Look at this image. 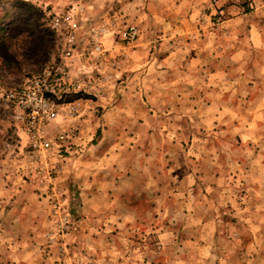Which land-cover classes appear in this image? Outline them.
I'll return each mask as SVG.
<instances>
[{
	"label": "rangeland",
	"instance_id": "rangeland-1",
	"mask_svg": "<svg viewBox=\"0 0 264 264\" xmlns=\"http://www.w3.org/2000/svg\"><path fill=\"white\" fill-rule=\"evenodd\" d=\"M56 14L79 26L73 73L102 92L67 96L82 105L51 124L71 138L45 164L7 93L58 60ZM104 24L98 64L85 44ZM128 25L134 44L117 34ZM150 100L142 137L106 140L151 149L161 179L92 199L77 159L107 112L135 129ZM0 264H264V0H0Z\"/></svg>",
	"mask_w": 264,
	"mask_h": 264
},
{
	"label": "built area",
	"instance_id": "built-area-1",
	"mask_svg": "<svg viewBox=\"0 0 264 264\" xmlns=\"http://www.w3.org/2000/svg\"><path fill=\"white\" fill-rule=\"evenodd\" d=\"M53 28L60 31V50L57 61L48 64L24 84L7 93L8 100L17 108L18 119L22 123L28 140L30 158L36 163H45L61 151L71 138L70 130H59L54 136L49 128L53 122H59L67 116L78 114L81 100L68 102L65 99L72 93L90 92L101 94L102 84L99 78L73 73V59L79 48V26L71 15L56 14L52 20ZM112 30L108 24L94 25L88 30L85 54L98 64H104L108 53L104 37ZM121 41L134 44L139 38L135 25H128L117 32Z\"/></svg>",
	"mask_w": 264,
	"mask_h": 264
},
{
	"label": "crops",
	"instance_id": "crops-1",
	"mask_svg": "<svg viewBox=\"0 0 264 264\" xmlns=\"http://www.w3.org/2000/svg\"><path fill=\"white\" fill-rule=\"evenodd\" d=\"M216 72H222V68L218 66ZM154 101H144L145 104H140L139 101L137 102V105H141L142 107L138 108L139 113L135 115V119L138 122V128L135 129L127 130L126 127L128 126L123 121L128 119L119 113L110 111L104 115L105 120L101 125V139L96 145L90 147V152H87L84 156L77 159V165L75 164L76 166L73 170L75 173L78 172L77 174L79 175H87V181L90 182L89 184L91 186L98 185L92 192V199L97 200L100 194L105 196L104 193H100L101 190H104V186L108 187L107 200L111 199V189H119L118 192L124 191L123 198H128L125 195L130 196L133 193L143 191L141 186L144 183L147 182L148 185H156L161 179V173L156 170L157 158L153 155L154 152L151 149L138 147L137 145L135 147L131 146L132 149L125 146L120 147L118 146L119 143L117 140H106L109 135L116 138L118 136L124 137L132 134H134V137H142L144 134L143 131H145V122L153 119L150 111L152 108L148 110L146 106L155 103ZM160 103L168 102L165 98L160 99ZM118 110L120 109L118 108ZM152 134L153 132L149 133V135ZM129 213L136 215V211L134 210H129Z\"/></svg>",
	"mask_w": 264,
	"mask_h": 264
}]
</instances>
